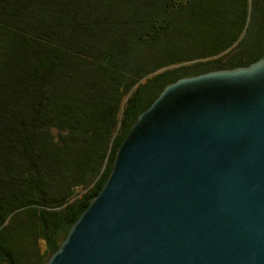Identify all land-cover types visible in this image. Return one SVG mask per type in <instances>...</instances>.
<instances>
[{"label":"trees","instance_id":"trees-1","mask_svg":"<svg viewBox=\"0 0 264 264\" xmlns=\"http://www.w3.org/2000/svg\"><path fill=\"white\" fill-rule=\"evenodd\" d=\"M263 55L264 0H0V264H45L168 83Z\"/></svg>","mask_w":264,"mask_h":264},{"label":"water","instance_id":"water-1","mask_svg":"<svg viewBox=\"0 0 264 264\" xmlns=\"http://www.w3.org/2000/svg\"><path fill=\"white\" fill-rule=\"evenodd\" d=\"M45 264H264V55L168 83Z\"/></svg>","mask_w":264,"mask_h":264},{"label":"bare ground","instance_id":"bare-ground-1","mask_svg":"<svg viewBox=\"0 0 264 264\" xmlns=\"http://www.w3.org/2000/svg\"><path fill=\"white\" fill-rule=\"evenodd\" d=\"M42 132V131H41ZM45 138V137H44ZM51 142V141H50ZM47 153V152H46ZM115 155H116V153H115Z\"/></svg>","mask_w":264,"mask_h":264}]
</instances>
